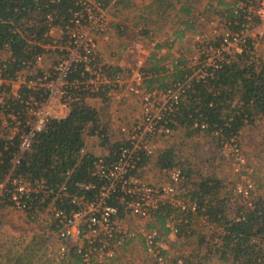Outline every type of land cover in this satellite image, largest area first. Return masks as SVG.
<instances>
[{
	"label": "trees",
	"instance_id": "16d2710c",
	"mask_svg": "<svg viewBox=\"0 0 264 264\" xmlns=\"http://www.w3.org/2000/svg\"><path fill=\"white\" fill-rule=\"evenodd\" d=\"M80 0H0V52L9 55L6 75L15 78L17 73L25 69L26 64H35L36 57L44 53V38L51 26H71L75 13L80 11ZM243 1V0H242ZM197 3V2H196ZM174 0H154L142 16L144 29L142 38L148 37L152 27L157 23L155 18H163L174 11ZM216 7L209 5L208 15L215 14L222 19L230 34H242L249 29L245 9L239 2L231 4L219 1ZM221 8H223L221 10ZM176 24H182L174 33L176 40L183 39L189 31L194 32L201 24L204 15L198 12L195 2H186L172 17ZM126 26V31H127ZM219 38L213 42L219 46L223 42ZM163 45H157L150 58V66L145 68L148 78L145 82L149 91H165L176 85L185 84L193 74L189 62L179 59L169 69L160 58ZM252 38H248L243 53L228 56L218 68L209 70L205 80H193L187 89L173 118L177 125L174 131L182 129L187 138L200 133L213 139L218 147L242 138L248 128H256L264 122V62L256 58ZM83 66L74 72L72 78H80ZM32 91L25 88L22 96L29 98ZM86 93H82L80 101L71 105L69 116L64 120L52 119L40 132L30 151L24 153L15 164L20 153V140L16 137L9 141L0 139V210L15 207L12 193L14 180H21L34 185L43 184L47 193L40 192L26 202V212L35 214L45 211L50 205L67 213L75 209L72 197L85 196L94 199L104 181L94 175L95 163L99 156L87 148L88 137H98L102 145L107 147L104 160L110 165L118 158L119 143H113L107 126L103 125V113L90 106ZM90 97L108 103L106 93L97 92ZM9 112L17 113L24 105L14 100H7ZM0 115V124H1ZM203 126H205L203 128ZM86 149L85 153L82 151ZM160 170L179 169L191 185L188 197L197 202V213L181 211L169 203L161 204L153 214L150 228L158 229L161 237L169 236L171 226L177 231V241L197 239L189 256L179 255L166 258L164 264H264V196L253 197L249 204H240L239 197L234 200L222 196L224 182L217 176L200 175L183 161L172 149L161 151L155 159L142 155L138 163L143 170L152 161ZM7 182V183H6ZM5 184L3 190L1 186ZM94 184L95 190H86L82 185ZM62 189H64L62 191ZM236 190V189H235ZM233 197V196H232ZM233 202V203H232ZM109 204L119 208L124 218V207L119 198L113 197ZM234 205V207L232 206ZM236 208L232 216L231 210ZM204 218L213 225L212 234H199L194 229V221ZM51 231H59V222L54 219ZM134 237L126 241V245L134 241ZM144 244V243H143ZM28 249H32L27 246ZM145 251V246H144ZM36 253L32 249L28 262L18 257L15 264H30ZM166 251L163 255H167ZM62 264H87L72 247L65 255H61ZM11 263V262H9ZM90 264H99L91 261ZM144 264H160L156 260Z\"/></svg>",
	"mask_w": 264,
	"mask_h": 264
},
{
	"label": "built area",
	"instance_id": "2783aa9c",
	"mask_svg": "<svg viewBox=\"0 0 264 264\" xmlns=\"http://www.w3.org/2000/svg\"><path fill=\"white\" fill-rule=\"evenodd\" d=\"M79 4L81 9L75 13L71 26H51L44 38L45 51L36 57L34 65L26 64L25 69L12 78L5 74L9 55L0 62V128L6 131V134L0 135V139L12 141L19 138L17 164L21 156L31 150L36 136L52 119L64 120L69 116L72 103L80 101L82 93L91 96L104 92L112 104L124 103L132 97L141 101L144 109L142 118L130 128L122 127L119 133L121 138L113 142L120 145L116 162L109 165L104 157H99L95 163L94 175L105 182L97 196L94 199L72 197L75 209L69 213L54 209L55 219L59 222L58 236L62 241L61 255H65L73 245L83 256L84 262L90 264L92 260L102 263L115 258V249L134 237L123 227L126 219H152L159 206L165 203L181 211L197 213V202L188 197L191 185L179 169L168 171V181L155 186L143 181L138 163L142 155L155 156L154 139L174 134L172 125H177V122L173 118L190 83L205 80L209 70L218 68L228 56L242 54L250 36L249 29L242 34L228 33L223 36L219 46L207 42L203 36H196L198 54L189 61L193 74L187 82L165 91H149L145 85L148 78L145 48L151 43L150 39L131 46L138 56L134 68L126 76L125 68L102 61L97 52L99 41L111 40L109 8L88 0H80ZM242 8L247 13L250 25L264 31V0H243ZM52 56L55 57L54 65L45 70L42 65ZM81 66L84 68L81 77H85V81L72 78ZM25 88L32 91L27 100L22 96ZM90 96L86 100L93 98ZM7 100L20 102L24 105L23 110L7 113ZM229 144L234 145L235 140ZM224 148L227 149L228 144ZM234 149L239 153L237 146ZM85 152L86 149L82 151ZM13 184L12 200L16 208L22 211H26L24 198L48 192L43 184L34 185L21 180H14ZM4 187L5 184L1 190ZM82 187L88 191L96 189L94 184ZM239 191L248 196V191ZM113 197L119 198L124 207V218L120 217L118 207L109 204ZM171 229V234L177 236L178 231L173 226ZM139 233L148 257L164 264L167 256L163 255L165 248L160 231L144 227Z\"/></svg>",
	"mask_w": 264,
	"mask_h": 264
},
{
	"label": "rangeland",
	"instance_id": "374dc122",
	"mask_svg": "<svg viewBox=\"0 0 264 264\" xmlns=\"http://www.w3.org/2000/svg\"><path fill=\"white\" fill-rule=\"evenodd\" d=\"M99 2L109 8V15L112 20L111 40L98 42V55L106 63H113L126 69V76L131 73L135 66L137 52H133L132 45L144 39H150L145 50L147 55L146 67L150 66V58L155 52L157 45H163L159 57L165 58L163 64L171 69L172 63L179 59L189 62L198 54L196 36H203L207 42H216L219 38L230 33L225 27L222 19L215 14L208 15L209 5L216 7L219 1L231 4L239 2L242 7V0H174V11L163 18H155L157 23L152 27L148 37L142 38L141 31L144 29L143 15L145 10L154 0H88ZM195 2L198 12L204 15L202 22L194 32L189 31L183 39L176 40L174 33L181 27L172 18L177 10L186 2ZM197 2V3H196ZM223 8H221L222 10ZM126 26L127 31H126ZM248 35L253 40L256 58L264 62V31L257 26H248ZM6 58L5 53L0 52V62ZM55 57L48 58L42 67L49 70L53 67ZM191 63V62H190ZM192 64V63H191ZM88 104L98 108L103 113V125L107 126L112 142L118 141L121 137L120 129L124 126L130 128L137 123L144 114L141 101L138 98H127L124 103H104L101 99L91 98ZM6 134L4 128H0V135ZM156 154L158 156L163 150L172 149L183 161L196 171V178L200 175H215L224 182L225 189L222 196L234 200L239 197L240 204H249L253 197L264 196V122L256 128H248L242 138L235 140V144H228V148L218 147L216 142L200 133L192 138L186 137L182 129L174 131L171 136H162L154 139ZM237 146L239 153L234 151ZM87 148L94 151L97 156L107 154V147L104 148L98 137H88ZM153 160L147 167L141 170L140 175L147 184L160 186L168 181V173L155 167ZM250 186L252 188L250 189ZM236 189V190H235ZM248 191V196L244 193ZM252 193L253 197L250 198ZM233 196V197H232ZM233 203V202H232ZM234 207V205H232ZM54 207L50 205L45 211L29 215L28 212L15 207H6L0 210V264H15L21 258L28 262L32 249L36 253L30 264H62L61 245L62 241L58 232L51 231L54 223ZM236 208L231 210L232 216L236 214ZM153 219L135 220L126 219L123 227L134 234V238L141 240L140 230L144 227L150 228ZM194 229L199 234H212L213 225L205 222L204 218L194 221ZM161 234V232H160ZM166 256L172 258L179 255L189 256L197 242L196 238L177 241V236L169 235L161 237ZM143 239V238H142ZM128 241V240H127ZM118 246L116 257L105 260L99 264H144L151 259L148 257L142 244ZM144 243V240H143ZM29 246L32 249H28ZM73 245H70V248ZM145 246V245H144ZM11 262V263H9ZM212 264H219L213 261Z\"/></svg>",
	"mask_w": 264,
	"mask_h": 264
},
{
	"label": "crops",
	"instance_id": "0c3cea01",
	"mask_svg": "<svg viewBox=\"0 0 264 264\" xmlns=\"http://www.w3.org/2000/svg\"><path fill=\"white\" fill-rule=\"evenodd\" d=\"M175 38V37H174ZM170 235H172L171 233H170ZM133 242H135V243H133L132 245H135V244H138V243H140V244H142L143 245V247H144V244H143V239L141 238V240H137L136 241V239H134V241Z\"/></svg>",
	"mask_w": 264,
	"mask_h": 264
}]
</instances>
